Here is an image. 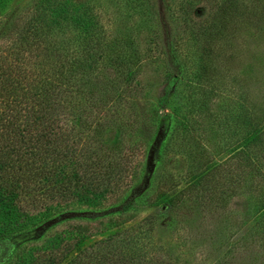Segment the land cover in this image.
Segmentation results:
<instances>
[{
    "label": "rangeland",
    "instance_id": "rangeland-1",
    "mask_svg": "<svg viewBox=\"0 0 264 264\" xmlns=\"http://www.w3.org/2000/svg\"><path fill=\"white\" fill-rule=\"evenodd\" d=\"M36 1L39 0H4L0 6V20L8 21L14 16L15 22L25 18ZM159 1L155 0V7L165 26L153 39L148 37V26L142 30L137 25V0L45 2V10L50 9L45 13L47 23L56 30L58 45L64 47L69 60L70 57H78L79 50L83 51L81 46H85V41L95 33L107 39L124 37L142 50L139 68L136 64L135 75L131 79L135 89L126 91L123 100L110 110L112 115L107 116L113 124L99 125L95 120L86 134L92 137L91 143L95 147L102 146L114 154L124 153L131 157L133 173L124 179L131 182L133 188L113 194L109 192L103 209L118 205L121 199L129 198L135 192L136 197L131 200L134 216L118 226L89 234L83 245L110 237V246H115L118 251L122 244L126 246V242L130 244V251H135L133 239H137L144 229L148 235L137 243L139 246L142 244L144 255L150 256L155 264H167L174 258L178 264H264V0H181L185 3V14L172 13V16H167ZM179 1L173 0L172 7L175 8ZM167 42H170L169 47ZM131 48L122 46L121 49L124 54H129ZM113 50L112 46L107 47L108 55H112ZM205 53H209L213 60L205 61ZM172 57L175 58L177 79L171 77L167 68ZM112 60H98L93 70L82 77L83 82L87 85L104 76L119 74L116 66L109 67L118 61V57L115 55ZM182 70L184 76H181ZM203 70L206 71L204 74L211 70V80L196 76ZM101 71L103 75L96 77ZM195 93L203 97L202 112L197 109L198 104L188 108L185 101V95L192 97ZM96 96H99L97 92ZM76 98L85 102L81 95ZM239 100L250 106L252 121L257 125V132L262 133V136L255 135L252 145L260 160H253L255 166L251 165L252 160L239 161V155L234 153L238 146L244 144L247 133L244 131L238 135L235 118L228 113ZM162 105L168 109V116H171L175 105L178 115L175 113L174 118L165 119L167 116L158 110L159 117L150 121L148 126L138 128L139 114ZM224 113L228 115V122L223 125ZM162 120L170 123L174 134L165 146L161 144ZM132 121L133 124L128 125ZM182 134L189 136L185 148L176 140ZM237 136L243 137L238 144ZM134 142L139 144L136 150L131 148ZM197 143L208 146V155L214 161L211 164L219 163L215 171L218 175L221 173L225 181L219 178L225 185L220 187L225 217L221 223L214 216L202 218L200 214L182 221L164 212L149 221L152 213L161 206L154 204L151 195L159 191L162 182L168 185L179 183V187L185 184L189 161L188 150L185 149H191ZM100 163L105 167L107 160ZM68 209L70 212L60 220L58 228L80 220L76 218L87 206L72 205ZM40 210H32L33 215ZM55 216H60V213ZM106 220L104 218L102 222ZM214 223H219L220 234H217L219 229L216 230ZM192 227L195 228L192 230ZM187 229L194 233L191 238ZM73 231L69 229L70 237ZM242 231L246 234L243 241ZM44 247L43 243L33 247L34 258ZM121 252L126 253V250Z\"/></svg>",
    "mask_w": 264,
    "mask_h": 264
},
{
    "label": "trees",
    "instance_id": "trees-1",
    "mask_svg": "<svg viewBox=\"0 0 264 264\" xmlns=\"http://www.w3.org/2000/svg\"><path fill=\"white\" fill-rule=\"evenodd\" d=\"M46 1H36L31 12L20 21L14 22V16L8 21L0 20V246H3L0 264H155L150 256L144 255L142 244L139 246L137 243L148 235L144 229L137 239H133L135 251H130L129 242L125 243L126 246H119L118 251L115 246H110V237L83 245L89 234L103 232L104 228L118 226L134 216L131 200L136 197L135 192L127 196L129 198L121 199L118 205L103 209L109 192L113 194L133 188L131 182L124 179L133 173L131 157L124 153L114 154L102 146L95 147L91 143L92 137L86 134L95 120L99 125L113 124L107 116L112 115L110 110L123 100L126 91L135 89L131 79L135 75V65L139 68L142 50L124 37L107 39L95 33L85 41V46H81L83 51L79 50L78 57H70L69 60L64 47L58 45L56 30L45 18L46 10H50H45ZM172 1H159L167 16L185 14V3L180 0L174 8ZM3 4L4 0H0V6ZM155 4V0H137L136 3L137 25L142 30L148 26L150 39L160 35L165 26ZM85 35L81 37V43ZM169 43H166L168 47ZM109 46L114 48L112 55H108ZM122 46H132L131 52L124 54ZM113 55L118 57L115 63L120 67L115 63L109 67L116 66L119 74L114 77L107 75L86 85L82 77L93 70L98 60L113 61ZM204 57L207 58L205 61L213 60L209 53ZM175 64L172 57L167 68L171 77L177 79ZM204 73L206 71L203 70L196 76L211 80V70ZM100 75H103L102 71L96 77ZM181 76H184V70ZM199 93L192 97L185 95L184 98L188 108L198 104L197 109L202 112L204 103ZM80 95L85 102L77 100ZM174 107L171 116L166 113L165 105L139 114L138 128L148 126L150 121L159 117L158 110L167 116L165 119L174 118L175 113L178 115ZM228 113L235 118L238 135L247 132L244 144L238 146L234 153L239 155V161H255L258 157L252 145L255 135L262 136V133L257 132V125L252 121L250 106L239 100ZM227 117L224 113L223 125L228 122ZM161 122L164 123L160 128L163 132L161 144L165 146L174 134L168 121ZM188 137L182 134L176 139L182 148L187 145ZM242 139L237 136L236 143ZM137 144L134 142L131 148L136 150ZM206 147L204 143H197L191 149H185L189 157L185 184L179 187V183L168 185L162 182L159 191L151 195L154 204L161 206L152 213L149 221L167 212L182 221L191 215L200 214L202 218H210L211 215L221 223L225 213L220 187L225 185L219 178L225 181L220 171V175L215 171L219 163L211 164L214 161ZM104 160H107L105 167L108 169L100 163ZM254 161L251 163L253 166ZM83 204L87 209L76 218L80 220L67 227H57L70 212L69 206ZM38 208L41 210L33 215L32 210ZM57 213L60 216H55ZM51 217L53 219H49ZM104 218L107 220L102 222ZM92 222H96L95 225ZM214 224L218 230L219 223ZM70 228L74 230L71 237L68 234ZM221 231L219 229L217 234ZM242 232L241 241L246 235ZM187 233L191 238L193 231L190 233L187 229ZM39 243L45 247L34 258L32 249ZM178 262L174 258L167 264Z\"/></svg>",
    "mask_w": 264,
    "mask_h": 264
}]
</instances>
